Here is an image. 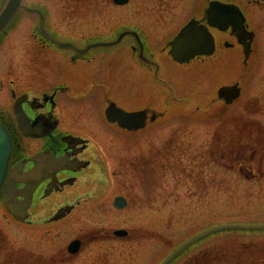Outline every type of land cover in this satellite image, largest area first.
I'll return each mask as SVG.
<instances>
[{
    "label": "flooded vegetation",
    "instance_id": "1",
    "mask_svg": "<svg viewBox=\"0 0 264 264\" xmlns=\"http://www.w3.org/2000/svg\"><path fill=\"white\" fill-rule=\"evenodd\" d=\"M205 1L209 2V0H145L139 4L138 7L142 9L137 13L149 16V21L135 18L128 28L136 31L142 46L134 36L127 35L113 50L101 51L103 53L92 49L83 55L74 51L64 52L66 55L63 61L57 62L54 67H48L49 63L46 62L49 56L54 55L49 53L52 45L48 41L37 37L35 40L37 45L29 46L36 50V60L32 58V64L37 66L31 69L36 77L32 76L27 80V87L23 92L27 97L22 102V108L28 117L29 125L25 129V134L17 129L11 112L13 101L10 106L0 111L3 113L0 115V121L13 141L10 164L14 165L23 160V171H28L37 163L32 159L35 154L52 155L59 160L45 162L50 168L38 181L30 211L36 210L37 206L45 202L48 196L43 197V194L46 190H52L50 195L53 193L59 195L54 205L56 208L72 206L67 216L92 201L93 198L85 197V194L79 195L80 190H77V186L80 185V189H83L92 182V177L101 172L100 164H93V145L88 141L93 139L92 137L112 140L120 134L107 128L103 121L104 108L109 102H115L125 111L149 108L148 99L152 96L150 93L156 92V78L165 72L159 57L161 51L168 50L165 47L161 48L160 52L156 51L157 43L169 41L191 18L205 24L207 7ZM218 1L237 5L245 17L247 30L253 35L251 41H243L238 40L237 31H232L231 28L224 31L212 30L216 47L211 58L217 59L218 63H215L214 68L207 70L209 76L206 86L213 85L217 89L221 85H232L235 82L241 86V95L236 99L239 101L235 100L229 105L234 103L228 114L215 117L213 126L217 127L214 128L216 135L214 153L231 157L236 154L237 145L244 143L255 145L244 152L246 155L264 156V0ZM88 8V17L91 18L92 5L90 4ZM96 15H99L100 23L97 22V27L90 26V34L103 33L107 27L103 12ZM94 21L91 20L90 23ZM89 36L87 42L96 40L94 36ZM246 46L248 55L243 61L245 67L237 76L236 59L239 56L244 59L243 50ZM195 58L204 63L210 57L202 55ZM251 64H255L256 67L247 89L243 92L245 74ZM143 94L145 96H142ZM222 164L229 169L253 170L252 164L244 162ZM255 169L262 170L264 166L261 164ZM60 182L66 184L60 186ZM127 182L120 181V187H124ZM54 186L57 190H54ZM101 230L94 234L96 230L82 229L76 235L81 241L80 251L70 255L63 245L62 251L55 255L53 262L130 263L125 259L124 253L117 256L118 259H108L109 254L98 246L88 259L85 256L77 259L88 245H99L103 237L109 240L108 233L105 231L101 233ZM55 233L58 236V232ZM136 234L135 240L139 247L141 234L140 232Z\"/></svg>",
    "mask_w": 264,
    "mask_h": 264
},
{
    "label": "rangeland",
    "instance_id": "2",
    "mask_svg": "<svg viewBox=\"0 0 264 264\" xmlns=\"http://www.w3.org/2000/svg\"><path fill=\"white\" fill-rule=\"evenodd\" d=\"M27 2L28 4L43 5L49 16V26L62 36L64 34L76 36L86 27L85 13L76 12L70 15L69 12L65 11L66 5L63 0H27ZM143 2L145 0H132L133 5L120 12H114L113 8L109 6L107 14H114L117 18L112 20L108 27H111L117 21L126 19L133 20L145 17L149 21V16L136 14V11L140 10L138 5ZM34 20V16L21 12L11 31L0 41V81H4L0 84L1 103L7 101L8 76L4 74L7 65L13 67L10 78L14 79L16 83H23L25 80L23 78L26 73L25 69L29 67L26 60H30V57L26 55L25 51L28 50L22 47L20 42L23 41L24 36H28L32 31L30 26ZM205 74L206 72H202L199 75H191L187 78L185 74L181 73L183 81L182 85H179L185 88L188 86V82H191L190 86L196 83L199 88L203 89L205 86L200 84L199 78L204 77ZM213 125L209 123L200 124L195 120L190 121L174 115L168 121L157 123L156 126L149 129L146 135H142L146 137L145 141L141 139L134 141L132 139L127 142V144L135 142L131 147L136 152L147 151L152 148L157 150L156 153L162 154L165 141H170L168 145L171 148L168 153L171 156L168 158V166H174L175 160L178 159L182 171L185 173H182L183 176L180 171L176 172V175L173 172L172 175L169 173V177H166L163 182L166 184L163 188L171 191V194L173 193L166 205H164L165 201L163 202V198H161L156 204V209L146 211L138 209L137 199H135L132 200V206H135L136 210L131 209L128 210V214L120 213L115 215L116 217L113 216V218L109 217L104 220L106 222L104 225L111 228L123 226L130 228L131 236L135 235L133 228L138 227L139 224L142 229H145V227L147 230L150 229L152 237L155 235V243L148 241V245H151L150 251L145 248L146 251L140 255V258L136 261L137 263L130 261V263L125 264H148L143 262H148V256L153 252L156 257L161 258L181 241L201 229L225 224H264V177H261L259 172H255L256 175L252 178V181L248 182L246 175L241 176L240 173L223 167V162L230 161L227 157L221 160V155L213 152L215 140L213 130L217 127ZM119 144L120 141L115 140L112 150L108 148L102 156L105 163L108 164L107 174L110 176L122 164V159L128 160V165L132 160H135L133 157L127 159L126 154L120 151ZM105 146L107 147V143H105ZM164 147H167V145H164ZM162 163L164 162L153 163L155 167L145 165L141 171V178L147 176L148 179L152 180L154 176L158 177L159 172L170 168L168 166L164 168ZM152 171L156 175H149ZM110 176H108L109 186L104 196V204L110 201L112 195L116 193L129 192L128 188L124 189L117 186L114 177ZM137 182L138 180L132 181L134 184ZM180 183L182 185H178ZM136 191L137 197L141 199L143 195L140 193V187H137ZM96 193L100 195L101 190L96 188ZM140 212H155L157 215L154 219H148L147 214L145 216L143 213L141 215L137 214ZM62 223L64 224L63 229L71 231V227L74 226L71 223L78 222L75 219H66ZM75 229L77 230V224ZM43 233L45 234V232ZM42 234L39 228H26L22 224L14 222L0 205V264H41L37 263L36 257H31L30 263H26L24 257L26 250L24 247L26 243H31L36 249L37 246L33 243H36L37 238ZM120 246L125 247L126 245L109 241L108 249H117ZM203 248L206 252V261H209V263H199L196 260L199 253L197 250H203ZM190 257L196 258L194 263H185ZM225 257L231 258L230 263H222ZM151 259L152 257L149 258V260ZM173 264H264V233L251 234L246 231L219 233L210 237L198 247L196 246L185 257Z\"/></svg>",
    "mask_w": 264,
    "mask_h": 264
},
{
    "label": "water",
    "instance_id": "3",
    "mask_svg": "<svg viewBox=\"0 0 264 264\" xmlns=\"http://www.w3.org/2000/svg\"><path fill=\"white\" fill-rule=\"evenodd\" d=\"M21 7V0H7L5 6L3 7L1 13H0V31L4 28L5 24L11 19V17L14 15L16 10H18ZM186 30L177 38V42L174 46L176 50L173 51V56L178 61H183L187 56L184 53V50L181 48L185 47L183 39H185L183 36L189 34L192 32V29H189L186 33ZM206 34V33H205ZM196 39H189L188 45L191 46L190 53H196L199 51V44L195 41ZM2 132L0 129V151H1V138H2ZM1 173V170H0ZM3 175H0V182L2 181ZM8 209L11 211V213L14 215L17 219H22V211L19 207V205L16 203V200L14 199V196L12 195V189L7 187L4 189V197H3ZM223 229H264V226H246V225H225L220 227H215L210 230L205 231L204 233L200 234L199 236H196L183 245H181L178 249H176L170 256H168L161 264H167L176 254H178L181 250H183L185 247L196 241L197 239L210 234L212 232L223 230Z\"/></svg>",
    "mask_w": 264,
    "mask_h": 264
}]
</instances>
